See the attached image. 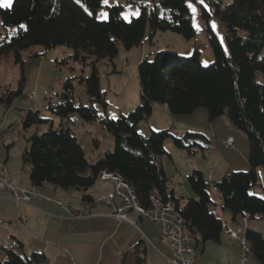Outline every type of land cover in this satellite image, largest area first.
I'll return each instance as SVG.
<instances>
[{
    "label": "trees",
    "instance_id": "16d2710c",
    "mask_svg": "<svg viewBox=\"0 0 264 264\" xmlns=\"http://www.w3.org/2000/svg\"><path fill=\"white\" fill-rule=\"evenodd\" d=\"M188 1L142 0L138 3L139 15L128 21L122 16L121 4L108 6V18L98 19L95 13L102 0H14L11 9L0 8L2 25L14 29L11 38L0 40V57L13 53L15 61L23 64L25 50L40 45L44 53L65 45L83 66V73L77 78L85 87L89 105H76L73 79L68 78L58 98L49 100L50 111L62 119L58 127L37 110H29L22 120L27 141L22 158L30 166L33 187L51 183L79 189L83 192L82 202L89 204L93 201L89 190L97 179L104 171L113 172L131 185L146 207L153 204V198L172 201L195 235L199 252L207 242H219L223 233L222 218L210 208L214 202L212 191L220 193L223 208L231 211L234 221L264 219V198L250 192L260 184L258 168H264V0H234L228 4L206 0L211 5L209 10L200 4L214 60L202 65L196 49L189 56L159 51L153 59L145 58L139 65L140 103L134 111L117 119L107 116L108 102L99 73L103 61L114 63L120 44L129 50L147 41L152 43L160 30L177 32L188 40L195 38ZM211 16L219 22L227 51L209 24ZM85 66L91 68L89 75L84 73ZM25 82L23 74L20 88H7L0 93V103L10 106L16 96L27 97L23 92ZM155 102L167 104L173 114H189L205 107L210 120L226 117L248 138L250 169L229 170L218 181L206 180L202 171L196 169L189 175L194 197L186 201L178 197L163 166L165 140L172 137L178 147L190 153L197 148L210 150L213 142L204 133L178 136L171 128L142 135L139 123L152 116ZM73 112L86 122L98 121L110 132L115 138L114 150L90 162L69 124ZM40 125H46L47 130L37 132ZM13 144H7V149ZM245 238L258 263L264 264L263 234L248 224ZM4 251L6 257H0V264H53L44 252L26 255L21 243ZM145 262L143 239L121 255V264Z\"/></svg>",
    "mask_w": 264,
    "mask_h": 264
},
{
    "label": "rangeland",
    "instance_id": "374dc122",
    "mask_svg": "<svg viewBox=\"0 0 264 264\" xmlns=\"http://www.w3.org/2000/svg\"><path fill=\"white\" fill-rule=\"evenodd\" d=\"M141 1L137 0L132 3L128 0H109L108 4H104L102 0V6L96 10L95 16L100 20H105L102 14L107 13L108 18L107 7L121 4L123 6L122 16L129 21L132 17L139 15L140 7L138 3ZM143 1L148 2L149 0ZM214 1L219 2L220 0ZM233 1L222 0V3L228 4ZM187 3L188 5L190 3L195 5L197 9L193 13L190 8L193 25L196 30L195 38L188 40L177 32L160 30L155 35L152 43L147 41L129 50L120 44L119 54L115 58L114 63L110 60H105L100 64L101 89L108 102L107 116L117 119L122 114L134 111L138 107L140 103L139 65L145 58L153 59L154 55L159 51H170L179 56H189L196 49L200 52L202 65H208L214 60L215 56L208 40L205 28L206 22L202 17L201 7V5H206L205 8L209 10L211 5L206 0H204L203 4L199 0L197 2L189 0ZM209 24L225 51H227L224 34L215 16L209 17ZM146 32L147 34L149 33V24ZM13 33L14 29L5 28L0 20V40L11 38ZM22 57L24 60L23 64L15 61L13 53L0 57V93H3L7 88L18 90L24 74L26 82L23 86V92L34 95L32 98L16 96L10 106L0 103V160L5 162L9 153V169H11L10 171H12L16 183L29 180L28 169L30 166L25 164L22 158V152L27 146L22 124L25 114L29 110H37L43 118L52 119L55 127H58L62 119L50 111L49 100L58 98V95L62 92L63 84L68 78L73 79L76 105L90 104L85 87L77 78L83 73V66L73 58V50L70 47L59 45L43 53V47L38 45L23 51ZM84 69L85 75L91 73L89 66H85ZM69 120L72 130L90 162H95L107 151L114 150V136L104 129L98 121L86 122L78 112L71 113ZM47 128L46 125H40L35 130L43 133ZM168 128H171L174 134L178 136H182L186 132L204 133L213 142V147L210 150L203 152L197 148L195 153H190L187 149L178 147L172 137L165 140L164 145L167 153L162 157L163 166L170 177V186L174 188L178 197H184V201L194 197L189 182V175L196 169L203 170L207 179L210 176L212 178V174H214L219 176V180L229 170L246 171L250 169L248 138L238 128L230 125L226 117L210 120L208 110L205 107H200L189 114H173L167 104L155 102L152 116L149 119L142 120L139 123L138 130L142 135L149 136L152 131ZM230 136L235 140V148H227L223 144V141ZM9 143L14 144L8 150L6 144ZM258 171L261 177L260 184L253 187L250 192L252 195L264 198V188L261 186V184L264 185V168L259 167ZM99 184L100 181H97L96 187ZM72 191L77 190L72 189ZM212 198L214 202L210 205L211 210L222 212L223 202L220 193L212 191ZM59 203L68 205V201L63 198L59 199ZM71 214L77 218H82L84 215H89V209L85 212V206H83L80 210ZM231 215V211L226 210L224 220L235 224L236 222L231 219ZM144 222L152 224L148 220ZM6 223L8 224L9 220ZM248 224L253 229L260 231L264 236L263 218L248 220ZM157 227L158 225L153 229L155 235H159ZM142 229L148 234V229L145 225H142ZM103 242L104 237L97 234H94L87 241V243L91 244V260L87 264H121V254L120 256L115 255L110 251L111 243L104 244L98 251ZM217 243L209 241L206 250L199 254L200 258L206 259L207 264H235L237 257L242 255L240 250L239 255H237L238 250L234 246L240 244L239 241H235L234 244L233 242ZM31 254L32 251L28 253V256ZM247 264H259L253 253H250V260Z\"/></svg>",
    "mask_w": 264,
    "mask_h": 264
},
{
    "label": "crops",
    "instance_id": "0c3cea01",
    "mask_svg": "<svg viewBox=\"0 0 264 264\" xmlns=\"http://www.w3.org/2000/svg\"><path fill=\"white\" fill-rule=\"evenodd\" d=\"M228 138H232V136ZM227 148H235V140L234 146ZM9 160L8 153L5 162L0 160V165L6 164L10 168ZM29 170L30 168L28 169L29 180L17 183L14 181L12 171H10L14 186L18 188L33 187ZM202 173L208 181L220 179L214 174H212V178L210 176L207 179L203 170ZM97 181H100V184L96 187ZM97 181L89 190L93 196V201L89 204L82 202L83 192L81 190L72 191V189H65L51 183H45L40 187V194L34 196L30 203H17L11 198L10 191L0 189V257H6L4 249L16 248L21 243L26 255L30 251L32 253L35 251L44 252L53 264H87L91 260V244L87 241L94 234H97L104 237V242L98 251L104 244L111 243L110 251L120 256L125 250L143 239L146 244L145 264H172L169 259L174 256L173 249L169 242L162 237L159 224L150 220L148 221L152 224L145 223L144 221L147 219H143L134 211L128 212V221L114 217L112 215L114 206L119 205L120 200L115 199L114 205H106L99 201L102 194L112 192L113 185L100 178ZM62 198L68 201V205L59 203V199ZM85 205L89 207V215L77 218L71 214ZM214 212L231 228L238 229L241 220L235 221V224L224 220L226 210L223 208V203L222 212ZM231 219L233 220L232 215ZM7 220H9L8 224L6 223ZM155 224L158 225L159 235L153 233V229L156 228ZM142 225L147 227L148 234L142 229ZM151 235L153 236L151 237ZM235 241L237 240L223 229L221 240L217 244H225L226 242H233L234 244ZM234 246L238 250L237 255H239V250L241 253L243 252L241 243ZM207 247L208 242L204 249L199 251L195 264H207L206 259L199 257V254L203 253ZM237 260L235 264H238ZM249 260L250 257L246 264Z\"/></svg>",
    "mask_w": 264,
    "mask_h": 264
},
{
    "label": "built area",
    "instance_id": "2783aa9c",
    "mask_svg": "<svg viewBox=\"0 0 264 264\" xmlns=\"http://www.w3.org/2000/svg\"><path fill=\"white\" fill-rule=\"evenodd\" d=\"M28 97H34L28 94ZM227 147L234 146L233 138L223 141ZM103 180L113 185V190L107 195H102L99 201L106 205H114L115 199L120 200V204L114 206L112 215L119 220L128 221V212L134 211L143 219H147L159 224L162 237L169 242L173 249V257L170 260L172 264H195L198 255L197 239L189 230L181 216L179 210L172 201H164L159 198H153V204L149 207L142 205L134 189L125 188L124 184L115 179L113 172L105 171ZM0 189L8 190L11 198L17 203H30L34 196L40 194L38 187L14 186L11 180V172L6 164L0 165ZM85 205V212L88 211ZM27 219L26 217H23ZM248 226L247 219L240 221L238 229L231 228L226 222H223V229L242 245V255L238 258V264H246L249 259V253L245 248V229Z\"/></svg>",
    "mask_w": 264,
    "mask_h": 264
},
{
    "label": "snow or ice",
    "instance_id": "6c2138e0",
    "mask_svg": "<svg viewBox=\"0 0 264 264\" xmlns=\"http://www.w3.org/2000/svg\"><path fill=\"white\" fill-rule=\"evenodd\" d=\"M199 2L201 4L204 3V0H199ZM13 3H14V0H0V8H4V9H11L13 7ZM103 3L104 4H108L109 3V0H103ZM206 7V5H205ZM189 8H191L192 12L195 13L197 11L195 5L193 4H189ZM103 18L104 19H107V13H103ZM21 27H24L23 25Z\"/></svg>",
    "mask_w": 264,
    "mask_h": 264
},
{
    "label": "bare ground",
    "instance_id": "6f19581e",
    "mask_svg": "<svg viewBox=\"0 0 264 264\" xmlns=\"http://www.w3.org/2000/svg\"><path fill=\"white\" fill-rule=\"evenodd\" d=\"M103 175H105V171L100 175V179H102V180H103ZM114 177H115V179H118V180L120 181V183L124 184L125 188L133 189V188L131 187V185H130L129 183H127L122 177H120V176H118V175H116V174H114ZM245 248L247 249V251H248V253H249V257H250V253H251L250 250H251V249H250V247H249V244H248L246 238H245Z\"/></svg>",
    "mask_w": 264,
    "mask_h": 264
}]
</instances>
